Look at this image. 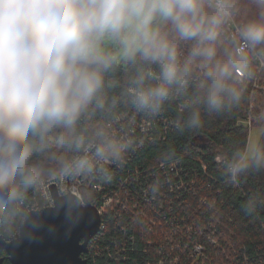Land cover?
<instances>
[{"label": "clouds", "instance_id": "9594fccd", "mask_svg": "<svg viewBox=\"0 0 264 264\" xmlns=\"http://www.w3.org/2000/svg\"><path fill=\"white\" fill-rule=\"evenodd\" d=\"M261 81L264 0H0V239L33 237L45 210L75 225L143 128L171 112L177 136H196L239 116ZM177 158L171 144L155 157ZM213 161L232 186L264 173V105ZM262 208L260 193L242 204Z\"/></svg>", "mask_w": 264, "mask_h": 264}, {"label": "trees", "instance_id": "16d2710c", "mask_svg": "<svg viewBox=\"0 0 264 264\" xmlns=\"http://www.w3.org/2000/svg\"><path fill=\"white\" fill-rule=\"evenodd\" d=\"M254 95L255 102L245 106L239 116L214 118L196 136H177L169 125L171 112L151 125V137L143 133V148L114 171L110 183L104 184L108 192L126 194L129 200L132 198L142 207L139 210L134 205V209L131 204V216L120 208L109 210L103 218L105 230L92 240V250L83 255L87 264H158L161 252L170 255L169 261L179 254L183 264L186 252L172 251V247L166 245L163 232L158 229L160 220L169 216L171 207L174 208L173 217L178 221L188 218L196 222L202 218L210 222L216 216L215 227L220 228L225 237L234 236L236 247L232 252L239 264L245 258H249L252 264H264V208L254 216L242 211V204L249 194H264V173L250 175L241 185L232 186L224 182L213 161L216 151L244 137L248 127L239 126L238 122L250 121L252 111L264 105L263 92L255 89ZM198 139L205 143L200 144ZM169 144L175 146L178 158L165 167L159 165L155 157ZM155 178L165 182L158 198H152L148 192V185ZM183 182L187 186H182ZM201 198H207L212 207L211 210L210 207L204 208L202 217L194 213L201 207ZM188 237L185 235L182 239ZM210 255L211 262L215 261V254L210 252ZM0 258L4 259L3 264H10L6 252H1Z\"/></svg>", "mask_w": 264, "mask_h": 264}, {"label": "built area", "instance_id": "2783aa9c", "mask_svg": "<svg viewBox=\"0 0 264 264\" xmlns=\"http://www.w3.org/2000/svg\"><path fill=\"white\" fill-rule=\"evenodd\" d=\"M255 88H262L264 90V81L258 83ZM150 127L151 125H149L147 128L142 129L143 133L148 138L151 137V135L149 134ZM203 167L204 169H206L205 165H203ZM181 185L187 186L184 182ZM89 191L91 193L92 205L97 208L98 213L102 218L100 232L105 230L106 226L105 223H103V218L107 215L110 209L114 208L115 210H117L118 208H120L124 212H127L128 215H130L129 213L131 212L130 208H132V205L133 207L135 205V207L139 208V210L142 207V205L138 204L137 201L133 200L132 198L131 200H129L126 194L120 195V192H108L105 185L102 183L90 185ZM130 201L133 202L130 203ZM144 202L147 203V200H145ZM144 202L142 203L144 204ZM200 204L201 207L199 208V211L196 210L195 212L196 215H200L202 217V215L204 216L205 214L204 208H209L210 203L207 198H201ZM211 209L212 207H210V210ZM168 212L169 216L163 217L160 220L159 224L157 223L159 219L155 220V225L157 226L158 224V229L163 232V236L164 238H166V245L169 247L171 246L172 251H176L179 253L186 252V258L184 262L185 264H239L240 261H238L235 253L232 252L236 247L234 236L228 235V237H225V234L220 230V228L215 227L217 221L216 216L210 222H205V220L202 218L196 219V222H194L193 220L191 221L188 218H182L181 221H178L175 217H173V207H171ZM185 235H188L189 237L186 239L184 238L185 240H183L182 238ZM95 237L93 239H95ZM92 240L89 244V252L92 250ZM210 252L214 253L216 256V260L213 262H211L212 259L210 258ZM176 255V258H174L173 261H169L170 255L161 252V259L159 260L158 264H181L183 258H181L179 254ZM241 263L252 264L249 258H245L244 262Z\"/></svg>", "mask_w": 264, "mask_h": 264}, {"label": "water", "instance_id": "95a60500", "mask_svg": "<svg viewBox=\"0 0 264 264\" xmlns=\"http://www.w3.org/2000/svg\"><path fill=\"white\" fill-rule=\"evenodd\" d=\"M198 142L205 143L202 139ZM40 221L44 226L31 238L21 235L12 242L0 239V253H7L10 264H87L83 255L89 252L102 223L97 208L89 205L75 225L68 224L63 212L54 209L43 211Z\"/></svg>", "mask_w": 264, "mask_h": 264}, {"label": "rangeland", "instance_id": "374dc122", "mask_svg": "<svg viewBox=\"0 0 264 264\" xmlns=\"http://www.w3.org/2000/svg\"><path fill=\"white\" fill-rule=\"evenodd\" d=\"M263 87V86H262ZM256 90H259V91H262L263 92V95H264V90L261 88H255ZM238 125L240 126H243V127H249L250 125V121H246V120H240L238 122ZM199 211V209H197ZM196 214V212H194Z\"/></svg>", "mask_w": 264, "mask_h": 264}, {"label": "bare ground", "instance_id": "6f19581e", "mask_svg": "<svg viewBox=\"0 0 264 264\" xmlns=\"http://www.w3.org/2000/svg\"><path fill=\"white\" fill-rule=\"evenodd\" d=\"M119 197H120V195H119ZM101 219H102V218H101ZM98 234H99V233H98ZM98 234H97V235H98ZM97 235H96V236H97Z\"/></svg>", "mask_w": 264, "mask_h": 264}]
</instances>
